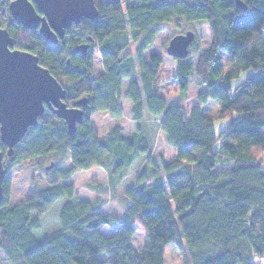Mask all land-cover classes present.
<instances>
[{
  "label": "trees",
  "instance_id": "obj_1",
  "mask_svg": "<svg viewBox=\"0 0 264 264\" xmlns=\"http://www.w3.org/2000/svg\"><path fill=\"white\" fill-rule=\"evenodd\" d=\"M10 1L0 0V26L13 35V48L39 55L67 89L68 106L85 96L90 100L73 135L66 120L46 105L11 157L0 141L8 169L49 154H69L74 162L69 169L50 167L51 186L14 205L11 178H5L0 250L18 264H164L165 249L174 243L187 248L183 264H257L255 256L264 257V0H242L248 5L244 10L235 0H143L127 4L126 14L121 0H96L98 17L74 23L57 43L16 22ZM190 21H207L213 38L203 51L196 40L187 57L175 58L173 79L183 95L195 78L204 87L198 102H220L218 112L230 124L217 134L201 105L188 112L181 104L167 103L159 91L163 56L151 52L145 58L165 24L179 27ZM128 24L135 58L120 56L128 43ZM91 40L99 43L104 75L94 74V45L86 55L72 52L74 45ZM128 77H133L126 94L134 119L141 122L145 110L162 116L161 129L175 148L173 159L152 158L153 144L143 129L126 135L121 125L114 126L99 138L91 115L109 110L122 116L119 98ZM142 156L146 161L137 185L126 193L123 218L78 199L73 184L59 183L95 165L108 166L112 180L121 179ZM60 200L62 228L39 239L35 231L41 214ZM138 225L145 230L143 248L134 244ZM103 252L106 259L100 258Z\"/></svg>",
  "mask_w": 264,
  "mask_h": 264
},
{
  "label": "rangeland",
  "instance_id": "obj_2",
  "mask_svg": "<svg viewBox=\"0 0 264 264\" xmlns=\"http://www.w3.org/2000/svg\"><path fill=\"white\" fill-rule=\"evenodd\" d=\"M143 0H121L124 14H126V5L139 3ZM127 40L126 48L122 50L120 56L124 57L131 54L134 58L136 53V44L132 40V32L127 25ZM194 29L196 32V39L198 45L203 51L211 42L212 30L207 21H190L183 22L179 27L174 23L165 24L164 28L158 32L154 44L148 48L145 58L149 57L151 52H158L163 56L164 63L160 69V93L166 98L167 103L170 105L181 104L189 112L194 106L201 105L203 112L208 113L215 123V132L219 133L230 124L229 118L220 116L219 105L217 100H210L209 103L201 104L198 102V94L204 87L198 83V80L193 78L190 88L186 94H181L178 83L173 79V75L177 72V61L175 58L168 54L167 46L173 35L187 30ZM94 46L92 52L94 54V74L104 75L105 67L102 62V55L98 41H93ZM192 45V44H191ZM75 46V45H74ZM225 59L227 58L224 55ZM194 59L197 55L193 56ZM245 73L242 78L245 77ZM135 77L139 76L137 72ZM133 77L124 78L122 80L121 97L119 98L120 105L123 107L122 116H112L110 111L97 110L91 115L92 124L98 130L99 138L105 139L108 132L114 127L121 125L123 133L130 135L138 129H143V132L150 138L153 144L152 158L160 162L162 158L168 160L173 159L175 148L171 147L167 142V136L161 129L162 116L150 115L147 110L144 112V119L137 122L132 115V101L127 98V90L129 81ZM146 156H142L136 160L131 167L126 169L121 179L112 180L111 171L106 165H95L88 170L77 169L73 175L67 179H60L61 184H73L75 194L78 199L92 201L94 204L99 205V210L108 214H117L120 218L125 215V210L128 205L126 193L133 186L137 185V178L142 172L145 164ZM56 165L59 169H69L74 167V162L69 154L66 157L57 154H49L44 156H36L31 159L25 160L22 163L14 165L7 172L6 176L11 178V193L10 204L24 200L27 195L35 193L41 188L51 186L47 179L46 172L50 170L48 166ZM53 167V166H52ZM63 200L58 201L53 207L49 208L45 213L41 214V226L35 231L36 237L41 240H46L49 235L62 228L60 223L59 212ZM105 233L109 234L111 229L108 226L102 225ZM146 242L145 230L141 225L137 226L134 244L139 247H144ZM164 264H183L187 255V248L182 249L174 243H169L164 253ZM106 252L100 253V258L106 259ZM257 256H255L256 258ZM258 260V261H257ZM257 264H264V257L253 260ZM0 264H18L13 262L7 255V252L0 250Z\"/></svg>",
  "mask_w": 264,
  "mask_h": 264
},
{
  "label": "water",
  "instance_id": "obj_3",
  "mask_svg": "<svg viewBox=\"0 0 264 264\" xmlns=\"http://www.w3.org/2000/svg\"><path fill=\"white\" fill-rule=\"evenodd\" d=\"M10 12L16 22L27 29H38L50 43H57L66 35V30L83 18L95 19L99 15L96 0H11ZM244 10L246 2L235 0ZM196 39L194 29L171 37L167 52L174 58L187 57L191 44ZM14 37L0 26V141L8 146L12 156L15 146L20 144L27 130L38 125L39 117L46 105L60 118L65 119L70 134H75L77 124L84 121V107L89 102L85 96L74 107L68 106L67 89L48 67L40 63L39 55L13 48ZM90 42L76 44L73 53L88 54ZM54 166L53 164L48 168ZM8 167L4 165V154L0 151V205L4 197V180Z\"/></svg>",
  "mask_w": 264,
  "mask_h": 264
},
{
  "label": "flooded vegetation",
  "instance_id": "obj_4",
  "mask_svg": "<svg viewBox=\"0 0 264 264\" xmlns=\"http://www.w3.org/2000/svg\"><path fill=\"white\" fill-rule=\"evenodd\" d=\"M185 32H186V31H185ZM83 42H86V41H83ZM87 42H88V41H87ZM90 43H91V47H92V46L94 45V44H93L94 42L91 40ZM91 47H90V48H91ZM90 48H89V50H90Z\"/></svg>",
  "mask_w": 264,
  "mask_h": 264
},
{
  "label": "built area",
  "instance_id": "obj_5",
  "mask_svg": "<svg viewBox=\"0 0 264 264\" xmlns=\"http://www.w3.org/2000/svg\"><path fill=\"white\" fill-rule=\"evenodd\" d=\"M256 258L259 259L260 257L257 256ZM256 258H255V259H256ZM255 259H254V260H255Z\"/></svg>",
  "mask_w": 264,
  "mask_h": 264
}]
</instances>
